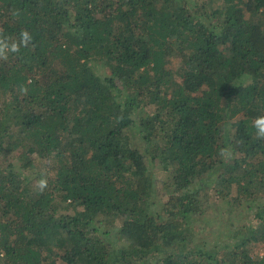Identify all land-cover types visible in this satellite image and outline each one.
<instances>
[{"label": "trees", "instance_id": "16d2710c", "mask_svg": "<svg viewBox=\"0 0 264 264\" xmlns=\"http://www.w3.org/2000/svg\"><path fill=\"white\" fill-rule=\"evenodd\" d=\"M22 30L0 264H264V0H0V37Z\"/></svg>", "mask_w": 264, "mask_h": 264}, {"label": "clouds", "instance_id": "9594fccd", "mask_svg": "<svg viewBox=\"0 0 264 264\" xmlns=\"http://www.w3.org/2000/svg\"><path fill=\"white\" fill-rule=\"evenodd\" d=\"M32 40V36L26 30H22L19 34V41L8 42L7 38L0 37V59L7 60L8 53H18L21 47H27ZM253 127L256 130L258 139H264V116L257 117L253 122ZM47 187V181L41 179L38 181V188L40 191Z\"/></svg>", "mask_w": 264, "mask_h": 264}, {"label": "rangeland", "instance_id": "374dc122", "mask_svg": "<svg viewBox=\"0 0 264 264\" xmlns=\"http://www.w3.org/2000/svg\"><path fill=\"white\" fill-rule=\"evenodd\" d=\"M213 5L216 6L217 2L213 1ZM177 61L175 58H172L169 60L168 65L171 68H174L177 65ZM13 153H16L15 151H13L12 153L6 154L4 156H0V166H4L5 164H7L8 162H10L14 167H16L19 163L18 158L14 156ZM151 171L153 172L154 176L156 178H166L167 173L164 172L161 168V166L158 163H153L151 164ZM251 213V212H250ZM211 214L208 216L210 217ZM212 219V217H210ZM204 234L206 235V244L211 245L212 243V239L216 237V232H214L213 230H211L210 228L206 227V229L204 230ZM251 252L258 250L260 254L264 253V244H262L261 242H255L252 243L251 245Z\"/></svg>", "mask_w": 264, "mask_h": 264}]
</instances>
